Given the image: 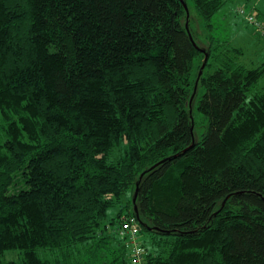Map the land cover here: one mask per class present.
Instances as JSON below:
<instances>
[{
	"label": "trees",
	"instance_id": "trees-1",
	"mask_svg": "<svg viewBox=\"0 0 264 264\" xmlns=\"http://www.w3.org/2000/svg\"><path fill=\"white\" fill-rule=\"evenodd\" d=\"M183 1L0 0V264H264V58L212 36L225 0L202 52Z\"/></svg>",
	"mask_w": 264,
	"mask_h": 264
},
{
	"label": "rangeland",
	"instance_id": "rangeland-1",
	"mask_svg": "<svg viewBox=\"0 0 264 264\" xmlns=\"http://www.w3.org/2000/svg\"><path fill=\"white\" fill-rule=\"evenodd\" d=\"M185 1L190 16L189 25L191 30L194 31L195 40L203 47L200 49H204V47L208 48L209 45H207L208 42L206 41V36L209 34V31L206 30L205 22L197 14L196 9L194 8L193 0ZM241 8L244 10V13H240L239 10ZM248 14H252L254 16L253 22L247 20L246 16ZM211 18L212 29L210 32L212 33V36H216V40L221 43H225L229 40L233 45L240 46L242 48L243 54L238 57V62L246 65L247 67L256 66L261 63V60L264 58V0H225ZM186 24L187 23H185V26ZM204 58L205 55L204 57H199L195 61L191 74L192 80H194L196 75H199V71L203 63L205 64L206 59L204 60ZM206 70H211V67L207 66ZM256 84L257 85L254 87V90H260L262 86H264V76H262ZM197 92H201L200 88H198ZM190 99V105L192 106L194 98L191 96ZM189 110H191L194 132L196 133L194 140H197L203 134L202 131L204 130V121H202L201 116H199L198 112L194 110V108L191 107ZM123 152L124 148L122 146H117V149L112 154V157H108V159L118 162ZM172 173H168L164 180L160 182V184H162L161 186H164V184L168 182L167 180H169ZM161 186L158 185L159 189ZM136 209L134 208L135 211ZM138 237L141 240L149 239L146 232L144 234L139 233ZM78 245H80V243ZM68 250L70 255H72V252H77L74 248H68ZM64 252H66V249ZM4 254V260L9 261L12 259L16 262L20 261L22 255L21 251L18 249H8ZM54 255L58 257L59 252H54ZM41 257L51 260V255H48L45 252H42Z\"/></svg>",
	"mask_w": 264,
	"mask_h": 264
},
{
	"label": "built area",
	"instance_id": "built-area-1",
	"mask_svg": "<svg viewBox=\"0 0 264 264\" xmlns=\"http://www.w3.org/2000/svg\"><path fill=\"white\" fill-rule=\"evenodd\" d=\"M239 11L241 13L244 12L242 8ZM246 17L248 21L253 22L254 16L248 14ZM119 227V234L123 236L125 235L127 238V245L129 246L132 260L135 262H140L144 249L140 246V238L138 237L139 226H137L134 217L124 219Z\"/></svg>",
	"mask_w": 264,
	"mask_h": 264
},
{
	"label": "water",
	"instance_id": "water-1",
	"mask_svg": "<svg viewBox=\"0 0 264 264\" xmlns=\"http://www.w3.org/2000/svg\"><path fill=\"white\" fill-rule=\"evenodd\" d=\"M183 6H184V8L186 9V15H188V8L186 7V4L184 3V1H183ZM186 23L188 24V22H186ZM187 24H186V28H187V26H188ZM194 43H195V42H194ZM200 50H201L202 52H204V49H200ZM207 56H208V54H207V52H206V53H205V58H204V60L207 59ZM204 65H205V64L203 63V65H202V67H201V69H200V71H199V74L201 73V71H202ZM192 145H193V144H192ZM189 147H190V146H189ZM186 149H187V148H186ZM186 149H185V150H186ZM185 150H184V151H185ZM175 155H176V154H174V156H175ZM136 191H137V188H136L135 191H134L135 194H134L133 199H132V200H133V203H134L135 198H136V195H137V192H136ZM134 208L136 209V205L134 206Z\"/></svg>",
	"mask_w": 264,
	"mask_h": 264
}]
</instances>
